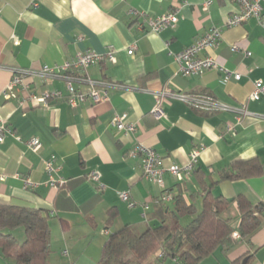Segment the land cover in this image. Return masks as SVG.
Segmentation results:
<instances>
[{
  "label": "crops",
  "instance_id": "obj_1",
  "mask_svg": "<svg viewBox=\"0 0 264 264\" xmlns=\"http://www.w3.org/2000/svg\"><path fill=\"white\" fill-rule=\"evenodd\" d=\"M206 1L0 0V117L13 132L0 142V204L49 212V264H55L53 255L62 264H98L113 232L125 225L139 232L159 223L158 201L165 189L182 194L198 212L206 190L233 201L227 216L238 234L237 198L253 205L264 202V96L252 98L256 82H264V28L254 18L229 27L238 4L213 0L206 8ZM170 11H177L178 22L151 30L149 17ZM213 26L221 27V38L203 54L240 73V79L225 80L218 67L182 73L176 55ZM110 47L116 50L115 61L72 72L85 92L93 87L90 80L108 88V98L99 103L87 97L70 105L66 80L41 73L85 50ZM17 69L29 72L23 75L24 84L10 89ZM167 88L209 95L222 108L208 111L165 98V116L157 118L153 109L159 92ZM54 89L64 97L48 106L30 98L33 92ZM116 115H126L135 130L116 127ZM33 137L42 141L38 151L29 147ZM138 143L152 146L165 167L187 164L195 149L199 157L183 180L165 173L163 188L145 177L142 156L132 154ZM50 160L52 169L47 167ZM248 161L257 162L261 173L221 178L234 164ZM92 171L100 174L99 180L88 176ZM61 178L67 182L60 184ZM121 192H128L135 205ZM165 203L172 209L175 199ZM190 220L181 219L183 224ZM262 220L249 239L234 236L232 246L219 247L203 264H231L244 255L247 264H264V211ZM21 233L18 239L25 238ZM3 259L0 252V264H7Z\"/></svg>",
  "mask_w": 264,
  "mask_h": 264
},
{
  "label": "trees",
  "instance_id": "obj_2",
  "mask_svg": "<svg viewBox=\"0 0 264 264\" xmlns=\"http://www.w3.org/2000/svg\"><path fill=\"white\" fill-rule=\"evenodd\" d=\"M261 173L255 161L238 162L221 178H236ZM171 209L159 200V223L136 231L125 225L107 240L98 264H203L219 247L232 246L238 237L228 217L233 201L206 190L203 209L198 212L182 194L175 195ZM241 216L238 232L241 239H249L262 225L264 202L253 205L245 197H238ZM190 216L185 224L181 219ZM50 214L43 209L13 204H0V252L16 264H49ZM112 219V218H110ZM23 227L21 241L12 231ZM247 255L233 259L231 264H243Z\"/></svg>",
  "mask_w": 264,
  "mask_h": 264
},
{
  "label": "built area",
  "instance_id": "obj_3",
  "mask_svg": "<svg viewBox=\"0 0 264 264\" xmlns=\"http://www.w3.org/2000/svg\"><path fill=\"white\" fill-rule=\"evenodd\" d=\"M213 0L206 1V8L212 4ZM240 10L233 14L227 21V25L235 26L242 24L246 20L254 18L263 28H264V0H234ZM134 13L138 14L137 10H133ZM179 20L177 11H170L168 13L149 17L148 24L153 31H161L162 29L174 26ZM222 35V29L220 26L211 27L206 33L199 37L194 43L184 48L181 52L176 55V60L181 66V71L184 75H196L201 74L205 70L218 67L222 69L225 73V80H228L230 77L236 79L241 78V74L238 72H233L224 66H219L216 60L211 56L204 55V51L215 47ZM239 47L234 46V49L237 50ZM135 50V46H132L128 53L132 54ZM249 54V52H248ZM106 60L115 61L116 60V50L113 47H110L105 52H98L93 49H88L83 52H80L72 61H68L62 66H45L42 70V74L50 75L52 77H59L66 80L67 83V94L66 99L68 103L72 106H77L81 102H84L87 97H90L94 103H99L102 100L108 98V88L102 87L98 88L96 82H92L93 87L85 92L76 86V76L74 75L73 70H81L87 68L88 66L103 62ZM29 72L28 70H14L13 77L10 82L9 88L13 89L16 86L24 84L23 75ZM6 95L10 97L11 95L6 92ZM264 96V82L259 80L256 82L255 91L252 93L253 99H260ZM64 97V93L61 90H47L42 94H37L36 92L30 95L31 100H34L37 103H43L46 106L50 104L52 99H61ZM165 98H180L188 102L194 107L200 109L215 111L221 109V105L213 97L206 94H180L173 91L171 88H167L159 92L158 102L153 109V113L157 118L165 116V111L163 109V100ZM243 110V109H241ZM239 110V111H241ZM126 115H116L114 116L112 123L121 130L133 131L135 130V124L128 123L126 120ZM232 130V128H229ZM7 133H13L6 121L0 117V142H2ZM29 147L38 151L42 146V141L39 137H33L28 141ZM133 155L142 156L143 172L146 178L150 181L157 183L161 187H165V173H170L179 180H183L187 175L193 172L195 165L199 157V150L195 149L191 154V160L184 165L172 164L169 167L161 165V159L156 152V150L144 143H138L132 150ZM51 161H47V167L52 169ZM89 177L99 180L100 174L96 171H92ZM52 184H56L57 181L54 178H51L50 181ZM67 180L61 178L59 180L60 184L66 183ZM121 197L124 200L129 201L130 206H134L135 203L130 200V195L128 192H121ZM174 194L165 189L164 195L159 200L169 201L174 199ZM235 237H239L238 233L234 234Z\"/></svg>",
  "mask_w": 264,
  "mask_h": 264
},
{
  "label": "rangeland",
  "instance_id": "obj_4",
  "mask_svg": "<svg viewBox=\"0 0 264 264\" xmlns=\"http://www.w3.org/2000/svg\"><path fill=\"white\" fill-rule=\"evenodd\" d=\"M6 231H13V232L15 233V235H16L17 237H19V236H18L19 231L22 232L21 234H23V232H24V228H23V227H17V228L9 229V230H6ZM22 236H23V235H22ZM22 236H21V237H22ZM19 239L22 241L24 238H19ZM3 260H4V262H6L7 264H16L15 261H14V259H3ZM52 261H53L55 264H62V262H57V261H55V255H53V257H52ZM168 263L171 264L172 261L169 260Z\"/></svg>",
  "mask_w": 264,
  "mask_h": 264
},
{
  "label": "water",
  "instance_id": "obj_5",
  "mask_svg": "<svg viewBox=\"0 0 264 264\" xmlns=\"http://www.w3.org/2000/svg\"><path fill=\"white\" fill-rule=\"evenodd\" d=\"M247 260H248V258H245V259L243 260V264H247Z\"/></svg>",
  "mask_w": 264,
  "mask_h": 264
}]
</instances>
